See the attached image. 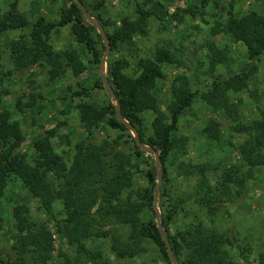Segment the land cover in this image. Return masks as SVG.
I'll return each mask as SVG.
<instances>
[{"label": "trees", "instance_id": "trees-1", "mask_svg": "<svg viewBox=\"0 0 264 264\" xmlns=\"http://www.w3.org/2000/svg\"><path fill=\"white\" fill-rule=\"evenodd\" d=\"M80 1L105 30L111 50L105 76L115 98L109 97L108 104L100 110L90 104L79 105V119L82 123L95 119L103 121L118 135L112 140L103 139L96 143L89 138L79 141L68 165L55 151L52 136L46 134L32 142L33 153L29 160L20 151L25 135L19 123L12 120L8 112L0 113V197L10 179H18L31 197L43 203L54 223L52 231L47 222L33 218L28 206L15 205L11 212L16 230L10 247L13 255L0 256V264H50L54 259L55 235L75 251V259L71 261L59 250L58 264H112L100 250L87 248L85 242L92 238H109L111 251L119 259L136 257L146 250L145 243L150 242L160 264H172L161 238L160 224L179 264H238L230 250L234 239L228 232L207 227L199 220L184 229L171 231L173 218L185 198L174 199L166 205L164 198L168 193L165 194L162 188L156 212L153 192L159 175L154 163L145 173L147 187L134 188L130 156L124 149L132 136L130 129L117 119L115 105L118 101L121 116L138 131L141 142L158 152L161 177L165 181L174 164V151L182 150L184 153L186 148V138L176 133L180 116L195 100L200 99L213 114L223 113L236 123L234 131L243 136L235 146L238 163L224 169L214 181L208 176L212 168L207 164H180L178 167L179 176L196 177L186 199L193 201L210 220H214L226 204L248 193L249 184L257 179V169L264 166V114L245 123L238 116V105L230 102L229 98V92H239L246 85L251 71L250 74L230 77L216 76L203 92L192 90L185 76H177L170 87V101L162 111L154 91L165 77L162 66L180 65L177 55L167 47H159L153 59H138L137 75L133 77L124 72L127 61L113 55L135 36L147 35L152 13L138 7L135 18H123L120 25L109 32L100 15L105 0ZM197 1L199 5H193L185 13L195 17L207 4V0ZM30 23L18 9V0H13L8 10L0 15V34L30 28L28 40L20 37L10 43V61L15 71L39 66L46 70L49 81L59 80L67 72L74 77L82 74L86 66L77 51L55 49L49 44L53 31L68 25L75 41L85 47L88 63L100 64L104 43L95 26L85 19L72 0L63 2L58 22L41 17ZM225 33L233 42L245 47L247 60L258 61L264 55V17L260 13L251 11L242 16L229 13ZM208 52L213 65H224L229 61V50L211 44ZM145 112L154 114L149 137H146L143 126L142 115ZM202 134L208 141H219L222 137L219 123L210 120ZM133 147L135 152L132 156L145 154L134 142ZM149 156L153 159L152 155ZM50 176L56 181V188ZM56 200L63 208L61 219L51 215L52 204ZM1 223L0 216V228ZM258 264H264V253L258 256Z\"/></svg>", "mask_w": 264, "mask_h": 264}, {"label": "rangeland", "instance_id": "rangeland-1", "mask_svg": "<svg viewBox=\"0 0 264 264\" xmlns=\"http://www.w3.org/2000/svg\"><path fill=\"white\" fill-rule=\"evenodd\" d=\"M12 1L0 0V15L8 10ZM64 1L18 0V9L29 18L30 24L41 17L56 23L59 21L60 8ZM193 5L198 6L199 2L105 0L100 15L109 32L119 26L123 18H135L138 7L152 13L148 21L147 35L135 36L131 41L122 44L113 54L114 57L127 61L124 72L133 77L137 75L138 59H153L157 48L167 47L177 55L180 65H163L165 77L154 91L162 111L166 110L170 101V87L177 76H185L192 90L203 92L216 76L230 77L251 71L246 85L239 92H229V98L230 102L238 105L241 121L250 123L260 118L264 114V55L258 61L247 60L245 47L228 37L225 25L229 13L242 16L256 11L264 17V0H207L206 6L200 9L195 17L185 13V10ZM29 32L30 28H27L0 34V113L8 112L11 119L19 123L25 135L20 151L29 160L33 153L32 142L49 134L52 136L55 151L61 154L69 165L75 152L74 147L79 141L89 138L96 143L117 137V132L110 130L103 121L95 119L82 123L78 115L79 105L90 104L100 110L108 104L110 96L104 88L99 65L88 63L89 55L85 47L75 41L69 25L54 30L49 44L55 49L77 51L86 66L82 74L74 77L71 72H67L63 78L49 81L46 70L39 66H31L21 72L15 71L10 61V43L20 37L28 40ZM211 44L229 50V61L226 64L216 66L211 63L208 52ZM110 54L111 50L107 58ZM102 73L106 74V64ZM30 103L33 104L28 107ZM153 117L152 112L142 115L146 137L152 134ZM210 120L219 123L222 134L219 141H208L202 134L203 128ZM235 124L225 114H213L200 99L195 100L193 105L181 114L176 132L179 137H185L187 140L184 153L182 150L174 151V164L170 167L167 181L161 177L160 166L159 187L157 191L155 188L153 193H156L158 199L161 189L164 188L165 194L168 193L164 198L167 200L166 205L171 204L174 199L185 198L171 223L172 232L184 229L188 224L199 220L207 227H216L229 233L234 239L230 250L238 264H258V256L264 253V166L257 169V179L249 184L248 193L243 198L226 204L214 220H210L206 212L198 208L193 201L186 199L192 191L196 177L184 178L177 174L180 164H207L212 168L208 176L214 181L224 169L238 163L235 146L243 136L234 131ZM130 133L132 139H128L124 149L130 156L129 166L133 172L134 188H145V173L154 163V157L152 159L147 153L141 157L132 156L135 152L134 135L131 131ZM50 181L56 188V181L52 176ZM18 204L28 206L35 220L47 222L49 229H54V223L43 203L31 197L18 179L11 178L0 197V256L13 255L10 247L16 230L11 212ZM51 215L57 219L63 218L60 201L56 200L52 204ZM110 242L109 238H92L85 244L89 249L100 250L112 264H160L158 254L150 242L145 243L144 252L131 259L117 258L111 251ZM54 248V259L50 264H58L59 250L69 260L75 259V251L56 235Z\"/></svg>", "mask_w": 264, "mask_h": 264}, {"label": "water", "instance_id": "water-1", "mask_svg": "<svg viewBox=\"0 0 264 264\" xmlns=\"http://www.w3.org/2000/svg\"><path fill=\"white\" fill-rule=\"evenodd\" d=\"M74 3L77 4L78 8L80 9V11L82 12L83 16L85 17V19L91 23L93 26H95V28L98 30V33L104 43V46H105V52L101 58V61H100V64H99V67H100V70H101V78H102V81H103V85H104V88L106 89V91L108 92L109 96L111 98H115V95L112 91V89L110 88L108 82H107V79H106V76L102 73V69L103 67L105 66L106 64V59H107V55L110 51V46L108 44V41L105 37V32L102 28V26L99 24V22H97L92 16H90L86 10V8L83 6V4L81 3L80 0H72ZM115 114H116V117L118 120H120L125 126H127L130 131L133 133L134 137V142L135 144L142 150L144 151L145 153L147 154H150L154 157V166L156 168V171H157V174L159 175V180L160 181V173H159V168L161 166L160 164V157H159V154L157 151H155L152 147H149L147 145H144L142 142H141V139L139 137V133L138 131L129 123H127L123 117L121 116V112H120V104L118 101H116V105H115ZM158 187H159V182L157 183V186H156V191L158 190ZM156 202H157V196H156V193L154 194V208L157 212V207H156ZM158 213V212H157ZM159 230H160V234H161V238L162 240L164 241L165 243V246L167 248V252H168V255L170 257V260L172 262V264H179L175 258L173 257L172 255V252H171V246H170V243L168 241V239L166 238L165 236V233L163 232L162 230V226L160 224V227H159Z\"/></svg>", "mask_w": 264, "mask_h": 264}]
</instances>
